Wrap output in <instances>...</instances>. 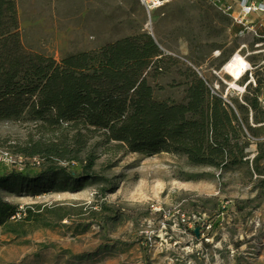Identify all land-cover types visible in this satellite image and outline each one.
<instances>
[{
    "label": "rangeland",
    "instance_id": "374dc122",
    "mask_svg": "<svg viewBox=\"0 0 264 264\" xmlns=\"http://www.w3.org/2000/svg\"><path fill=\"white\" fill-rule=\"evenodd\" d=\"M17 8L23 46L55 61L149 34L177 62L150 80L156 100L179 102L185 90L179 73L189 68L257 136L248 137L246 162L224 169L172 154L93 148L94 138L73 160V173L81 174L92 151L93 171L104 182L37 196L0 193L18 211L0 228V264H264V45L250 34L232 35L231 21L203 0H174L150 17L137 0H17ZM235 54L248 64L237 82L223 71ZM255 89L263 115L245 102ZM49 138L23 119L0 121V148L13 155ZM25 158L40 170L41 160ZM195 226L197 236L189 232Z\"/></svg>",
    "mask_w": 264,
    "mask_h": 264
},
{
    "label": "trees",
    "instance_id": "16d2710c",
    "mask_svg": "<svg viewBox=\"0 0 264 264\" xmlns=\"http://www.w3.org/2000/svg\"><path fill=\"white\" fill-rule=\"evenodd\" d=\"M239 30L230 25L232 35ZM175 65L147 33L55 61L23 46L17 0H0V121L23 119L34 124L39 137H50L18 150L41 160L39 171L0 167V193L25 190L37 196L77 191L80 182H104L93 171L97 157L92 151L83 159L81 174L73 173V160L94 138L99 141L93 148L101 143L107 150L146 157L172 154L215 169L241 166L248 137H256L257 129L246 124L244 131L246 120L240 121L197 73L189 68L179 73L185 80L179 102L154 98L150 80ZM254 92L245 102L263 115L258 89ZM17 212L0 197V228L15 220ZM195 229L189 232L195 235Z\"/></svg>",
    "mask_w": 264,
    "mask_h": 264
},
{
    "label": "built area",
    "instance_id": "2783aa9c",
    "mask_svg": "<svg viewBox=\"0 0 264 264\" xmlns=\"http://www.w3.org/2000/svg\"><path fill=\"white\" fill-rule=\"evenodd\" d=\"M150 17L174 0H137ZM240 28L235 36L250 34L257 44L264 45V0H203ZM28 159L0 148V167L21 172L29 166Z\"/></svg>",
    "mask_w": 264,
    "mask_h": 264
},
{
    "label": "bare ground",
    "instance_id": "6f19581e",
    "mask_svg": "<svg viewBox=\"0 0 264 264\" xmlns=\"http://www.w3.org/2000/svg\"><path fill=\"white\" fill-rule=\"evenodd\" d=\"M247 70L248 64L239 54L233 55L223 67L224 73L230 76L234 82L239 81Z\"/></svg>",
    "mask_w": 264,
    "mask_h": 264
},
{
    "label": "water",
    "instance_id": "95a60500",
    "mask_svg": "<svg viewBox=\"0 0 264 264\" xmlns=\"http://www.w3.org/2000/svg\"><path fill=\"white\" fill-rule=\"evenodd\" d=\"M194 234L197 236V234H198V233H197V230L194 231Z\"/></svg>",
    "mask_w": 264,
    "mask_h": 264
}]
</instances>
